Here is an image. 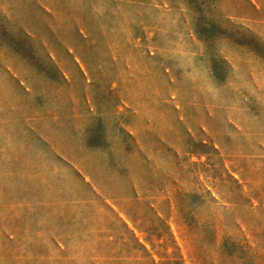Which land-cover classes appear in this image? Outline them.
Here are the masks:
<instances>
[{
	"label": "rangeland",
	"instance_id": "obj_1",
	"mask_svg": "<svg viewBox=\"0 0 264 264\" xmlns=\"http://www.w3.org/2000/svg\"><path fill=\"white\" fill-rule=\"evenodd\" d=\"M261 261L264 0H0V264Z\"/></svg>",
	"mask_w": 264,
	"mask_h": 264
},
{
	"label": "crops",
	"instance_id": "obj_2",
	"mask_svg": "<svg viewBox=\"0 0 264 264\" xmlns=\"http://www.w3.org/2000/svg\"><path fill=\"white\" fill-rule=\"evenodd\" d=\"M133 201H141L140 198H131ZM128 201V200H127ZM118 216H121L125 221H133L132 215L128 212H119ZM254 264H258V262H255ZM259 264H264V261H261Z\"/></svg>",
	"mask_w": 264,
	"mask_h": 264
}]
</instances>
